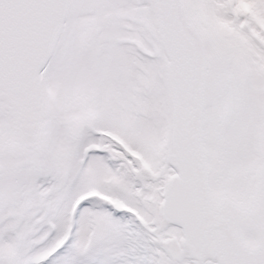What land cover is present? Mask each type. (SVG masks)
<instances>
[{
  "label": "snow or ice",
  "instance_id": "6c2138e0",
  "mask_svg": "<svg viewBox=\"0 0 264 264\" xmlns=\"http://www.w3.org/2000/svg\"><path fill=\"white\" fill-rule=\"evenodd\" d=\"M0 264H264V0H0Z\"/></svg>",
  "mask_w": 264,
  "mask_h": 264
}]
</instances>
